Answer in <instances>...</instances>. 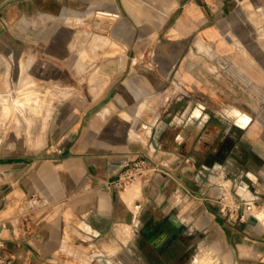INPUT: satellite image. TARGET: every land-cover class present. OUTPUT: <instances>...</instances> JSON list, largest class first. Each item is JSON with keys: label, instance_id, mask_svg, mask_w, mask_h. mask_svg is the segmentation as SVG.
<instances>
[{"label": "crops", "instance_id": "obj_1", "mask_svg": "<svg viewBox=\"0 0 264 264\" xmlns=\"http://www.w3.org/2000/svg\"><path fill=\"white\" fill-rule=\"evenodd\" d=\"M103 22L105 34L98 31ZM263 29L264 0H14L1 7L0 101L18 85L23 59L36 77L60 72L66 92L50 111L40 148L0 141L6 264H63L69 230L95 240L116 225L148 248L169 228L193 234L195 247L212 235L221 254L213 264H264V128L250 131L248 143L246 132L237 133L231 144L222 121L202 105L186 115L198 121L185 131L181 110L168 118L142 97L179 62L189 70L193 56L213 55L217 44L224 55L232 39L256 38ZM77 31L110 45L90 47L94 61L82 64L70 45ZM233 70L264 86V67L245 57ZM77 71L94 73L77 78ZM227 113L241 128L252 120L235 106ZM140 156L150 173L134 202L140 182L135 192L105 183ZM229 182L238 184L239 207L227 214L214 195H226ZM181 199L189 205L183 212ZM248 199L260 215L252 209L250 219H240Z\"/></svg>", "mask_w": 264, "mask_h": 264}, {"label": "rangeland", "instance_id": "obj_2", "mask_svg": "<svg viewBox=\"0 0 264 264\" xmlns=\"http://www.w3.org/2000/svg\"><path fill=\"white\" fill-rule=\"evenodd\" d=\"M106 26L107 24L103 22L98 31L105 34ZM87 34L83 35L77 31L71 37L70 45L80 52L75 56V61L82 64L94 61V56L87 53L90 47L110 45L108 39L95 40L94 34L90 36ZM230 42L229 49L224 55L222 46L217 44L213 55L198 54L193 56L190 60L192 65L189 70H181L179 62L174 70L160 77L162 84L159 88L142 97L146 102H149V105L155 107L156 111H160V115L163 114L162 109H165L168 118H172L175 113L181 110L182 123L188 121L184 126L185 131H189L188 128L192 126L191 124L198 121L196 118L189 119L186 115L193 108L202 105L205 110L213 113L222 121L223 124L220 125V128L223 129L231 144L233 141L237 142V133L246 132L245 143L252 141L254 137L249 135L250 131L264 128V86L254 85L252 76L248 77L249 72H237L233 68L239 64L240 56L264 67V29L256 38L245 40L235 38ZM149 58L150 62H153V56H149ZM23 61L21 62L18 85L8 87L5 90L7 92L6 102L0 101V141H6L12 146L16 142L21 148H40L46 136L50 111L56 101L60 100L66 92L63 93L61 87H58L61 83L60 72H55L53 79L36 77L28 69L29 61L24 59ZM23 65H25L24 68ZM93 73L77 71L75 77L91 79ZM262 74L264 77V71ZM14 98L22 101L23 105H16L13 102ZM234 106L248 113L252 119L246 126L242 125L244 126L242 128L237 124L236 117L227 113V109ZM149 173L150 171L145 167L119 188L123 189L131 185L135 187L136 185L133 183L140 182V188L138 187L135 193V197H137H134V202H136L141 199L143 194L141 185L149 177ZM232 173L230 175L237 178V171ZM225 191L226 195L222 191H217L214 199L220 208L222 203H225L224 210L230 214L231 210L237 211L236 208L234 209V205L237 203L234 199L238 191L237 182L227 183L223 192ZM174 194L176 197L180 196L179 192ZM181 202L180 212H183V208H188L189 205L187 200L181 199ZM252 203L254 205V201ZM253 212L258 216L260 213L264 215V210L257 213L255 205ZM252 216L256 218L255 215ZM180 219L185 220L182 215ZM130 233L131 230H124L123 225H116L114 231L107 236H103V238L98 236L95 240H91L87 234L84 235L79 230L72 228L65 237L68 241L61 254L64 256L63 264H160L148 247L136 245L137 243L133 240L129 241ZM202 252H207L205 254L211 256L212 260L199 263L197 260ZM220 256L219 249L215 246L214 236L211 235L208 239L204 238L194 248L190 264H213Z\"/></svg>", "mask_w": 264, "mask_h": 264}, {"label": "flooded vegetation", "instance_id": "obj_3", "mask_svg": "<svg viewBox=\"0 0 264 264\" xmlns=\"http://www.w3.org/2000/svg\"><path fill=\"white\" fill-rule=\"evenodd\" d=\"M143 229L141 234H143ZM152 243L149 250L160 264H190L192 251L195 248L193 234L182 228H169L161 231ZM148 244V241H145Z\"/></svg>", "mask_w": 264, "mask_h": 264}, {"label": "built area", "instance_id": "obj_4", "mask_svg": "<svg viewBox=\"0 0 264 264\" xmlns=\"http://www.w3.org/2000/svg\"><path fill=\"white\" fill-rule=\"evenodd\" d=\"M146 166L145 157L140 156L132 162H125L124 168L121 172H119L118 176L115 179L107 181L105 185L107 187H119L124 185L129 179H131L136 173L141 172ZM225 203H222L221 210L227 212L225 209ZM239 207V203L237 202L234 205V209ZM254 205L251 199L245 200L242 202V211L239 215L240 219L251 218V210ZM0 264H6V260L3 257H0Z\"/></svg>", "mask_w": 264, "mask_h": 264}, {"label": "bare ground", "instance_id": "obj_5", "mask_svg": "<svg viewBox=\"0 0 264 264\" xmlns=\"http://www.w3.org/2000/svg\"><path fill=\"white\" fill-rule=\"evenodd\" d=\"M129 191H136V188L135 187H132V188H129ZM252 211V210H251ZM263 219H264V217H263ZM154 243V242H153ZM203 250V249H202ZM206 250V249H205ZM205 253H207V252H205ZM205 253H201L200 254V256L198 257V262L199 263H205V262H209L210 260H212V257L211 256H209V255H207V254H205Z\"/></svg>", "mask_w": 264, "mask_h": 264}, {"label": "water", "instance_id": "obj_6", "mask_svg": "<svg viewBox=\"0 0 264 264\" xmlns=\"http://www.w3.org/2000/svg\"><path fill=\"white\" fill-rule=\"evenodd\" d=\"M14 1V0H2V2L0 3V8L3 7L4 5H6L7 3Z\"/></svg>", "mask_w": 264, "mask_h": 264}]
</instances>
